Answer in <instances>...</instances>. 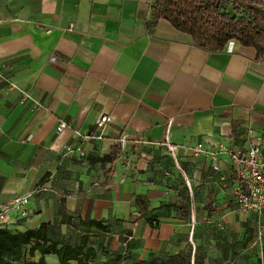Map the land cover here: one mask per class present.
<instances>
[{"label":"crops","instance_id":"1","mask_svg":"<svg viewBox=\"0 0 264 264\" xmlns=\"http://www.w3.org/2000/svg\"><path fill=\"white\" fill-rule=\"evenodd\" d=\"M152 1L0 0V205L31 193L27 218L0 226L44 225L100 264H264L243 244L228 156L213 170L192 152L264 151V59L235 41L203 50L163 18L149 29Z\"/></svg>","mask_w":264,"mask_h":264},{"label":"trees","instance_id":"2","mask_svg":"<svg viewBox=\"0 0 264 264\" xmlns=\"http://www.w3.org/2000/svg\"><path fill=\"white\" fill-rule=\"evenodd\" d=\"M159 18L190 35L203 50L221 51L233 39L253 47L257 58L264 59V3L258 0H153L148 28ZM116 153L113 146L109 158ZM47 254H55L57 264H100L94 262L90 247L50 240L44 225L24 232L0 226V264H50Z\"/></svg>","mask_w":264,"mask_h":264},{"label":"built area","instance_id":"3","mask_svg":"<svg viewBox=\"0 0 264 264\" xmlns=\"http://www.w3.org/2000/svg\"><path fill=\"white\" fill-rule=\"evenodd\" d=\"M234 40H228L226 46L229 50L232 49ZM0 77H3L0 75ZM8 84L17 89L21 95L22 100H30L34 106H39L40 103L27 91L18 87L15 82L7 79ZM110 121L108 115L100 117L98 124L102 125ZM66 126L65 122H59L56 126V132L61 131ZM100 138L101 136H95ZM127 139L122 136L118 140V144L121 150L124 149ZM168 144V148L172 155L175 152V147L170 145L168 139H165ZM64 150L68 153H76L79 156L83 155V149L80 145H64ZM192 152L195 155L205 153L210 159L211 168L213 170L218 169L217 159L221 154L228 156L230 163L234 169V172L238 178V183L235 185L233 194L236 197L237 210L239 213L247 214L254 213L259 218L264 219V151L260 149L256 144H251L249 147L231 148L222 143L214 148H205L200 142L196 143L192 147ZM31 193H27L21 196H16L10 201L0 205V224L6 221L7 216L11 212H16L21 217L27 218L29 211L26 208L27 199ZM257 233V242L259 245L264 242V225H259Z\"/></svg>","mask_w":264,"mask_h":264},{"label":"rangeland","instance_id":"4","mask_svg":"<svg viewBox=\"0 0 264 264\" xmlns=\"http://www.w3.org/2000/svg\"><path fill=\"white\" fill-rule=\"evenodd\" d=\"M258 2L264 3V1L261 0H258ZM258 222V217L256 215H249L248 213L243 214V244L252 243L255 239L257 241V233L260 228ZM261 245L262 248H264V242H262ZM50 263H55L54 257L50 258Z\"/></svg>","mask_w":264,"mask_h":264},{"label":"water","instance_id":"5","mask_svg":"<svg viewBox=\"0 0 264 264\" xmlns=\"http://www.w3.org/2000/svg\"><path fill=\"white\" fill-rule=\"evenodd\" d=\"M261 1H264V0H261Z\"/></svg>","mask_w":264,"mask_h":264}]
</instances>
